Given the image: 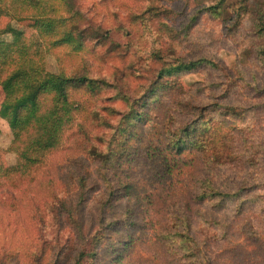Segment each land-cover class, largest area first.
<instances>
[{"label": "rangeland", "instance_id": "obj_1", "mask_svg": "<svg viewBox=\"0 0 264 264\" xmlns=\"http://www.w3.org/2000/svg\"><path fill=\"white\" fill-rule=\"evenodd\" d=\"M71 2L82 48L46 49L45 67L98 87L77 95L89 117L77 114L61 146L20 176L0 85V260L264 264V0ZM14 17L1 15L0 29L10 23L40 42L33 19ZM168 85L160 102L168 122L152 111L157 126L130 131L131 154L119 160L130 113ZM198 129L204 140L231 131L234 155L194 178L167 174L168 147ZM149 144L162 156L149 158Z\"/></svg>", "mask_w": 264, "mask_h": 264}, {"label": "trees", "instance_id": "obj_2", "mask_svg": "<svg viewBox=\"0 0 264 264\" xmlns=\"http://www.w3.org/2000/svg\"><path fill=\"white\" fill-rule=\"evenodd\" d=\"M216 7L211 6L210 9ZM1 15H15L14 18L20 21L25 17L33 19L40 41L30 42L24 37L22 30L10 23L0 29V85L5 94L1 115L8 122L13 134L10 149L17 155V162L11 170L25 176L27 170L33 166L39 169L46 158L61 146L64 131L75 122L77 114L83 113V117H89L85 100L77 95H80L84 88L93 90L98 85L96 80L88 79L86 76L75 77L65 72L55 73L45 67L46 49L66 45L82 48L79 30L69 23L79 15L78 11L73 10L71 0H0ZM261 29H264V25ZM2 35H10L11 39H2ZM169 68L162 69V72H168ZM170 88L171 85L158 90L156 87L152 88L141 109L134 110L131 112L132 115L130 113L132 120H135L130 121L127 138L121 141L119 148L116 149L119 160L131 154L126 146L127 141L132 139L130 131L133 134L137 133L138 136V129L148 127L152 111L168 122L166 114H163L165 107L160 102ZM159 125L165 130V124ZM156 126L151 123L150 127ZM198 132L199 129L192 137V132L184 131L180 136L181 144L168 147V152L162 157L167 174L170 175V172L177 168L176 174L182 177L188 175L189 179L194 178L200 171L206 170V167L210 165L217 167L219 160L234 155L231 131L225 135L223 130H218L213 137L205 140L204 131L203 138L198 137ZM79 144L81 145V141ZM148 146L149 158L160 156L162 153V150L157 153L159 147L151 144ZM48 182L52 183V180ZM172 227H167L165 231H170ZM167 239L165 237L164 240L158 241L161 255L166 258L169 255L168 243L165 242ZM127 245L129 243L125 241L124 248ZM85 253L82 251L81 256ZM77 263H80V259ZM0 264L9 263L0 260Z\"/></svg>", "mask_w": 264, "mask_h": 264}]
</instances>
